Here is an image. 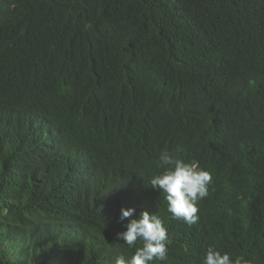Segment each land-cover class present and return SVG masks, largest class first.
Returning a JSON list of instances; mask_svg holds the SVG:
<instances>
[{
    "label": "trees",
    "instance_id": "obj_1",
    "mask_svg": "<svg viewBox=\"0 0 264 264\" xmlns=\"http://www.w3.org/2000/svg\"><path fill=\"white\" fill-rule=\"evenodd\" d=\"M177 147L212 176L191 226L150 185ZM129 208L164 264H264V0H0V264L130 258Z\"/></svg>",
    "mask_w": 264,
    "mask_h": 264
},
{
    "label": "clouds",
    "instance_id": "obj_2",
    "mask_svg": "<svg viewBox=\"0 0 264 264\" xmlns=\"http://www.w3.org/2000/svg\"><path fill=\"white\" fill-rule=\"evenodd\" d=\"M183 149L174 152L164 151L159 156L158 166L163 169L150 179L153 189L159 190L167 201V211L172 219L182 220L189 226L195 224L199 216L197 203L209 195L212 183L211 174L200 168L197 162H186L178 155ZM135 208L121 209V220L130 219L124 232L117 239L129 248H134L137 240L143 242L130 258L118 256L114 264H164L168 260L170 243L167 228L156 214L143 211L139 219L132 218ZM201 264H245L242 257L234 260L228 253H221L209 246L201 258Z\"/></svg>",
    "mask_w": 264,
    "mask_h": 264
}]
</instances>
